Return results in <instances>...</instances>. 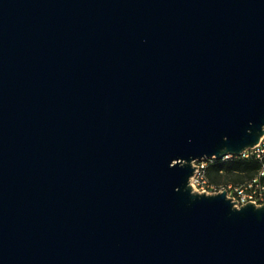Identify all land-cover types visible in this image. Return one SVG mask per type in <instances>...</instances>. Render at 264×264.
<instances>
[{
  "label": "water",
  "instance_id": "water-1",
  "mask_svg": "<svg viewBox=\"0 0 264 264\" xmlns=\"http://www.w3.org/2000/svg\"><path fill=\"white\" fill-rule=\"evenodd\" d=\"M263 134L264 0H0V264H264Z\"/></svg>",
  "mask_w": 264,
  "mask_h": 264
},
{
  "label": "built area",
  "instance_id": "built-area-1",
  "mask_svg": "<svg viewBox=\"0 0 264 264\" xmlns=\"http://www.w3.org/2000/svg\"><path fill=\"white\" fill-rule=\"evenodd\" d=\"M236 155H228L223 160H227ZM236 157L254 158L260 162V168L257 173L250 179L240 183H228L223 186L212 183L205 176L207 167L215 158L203 159L195 161V173L191 178L193 186H199L201 191L211 193L227 192V196L232 199L237 207L247 203H254L257 206L264 204V134L262 135L258 144L247 149L241 155ZM197 162V163H196Z\"/></svg>",
  "mask_w": 264,
  "mask_h": 264
},
{
  "label": "trees",
  "instance_id": "trees-1",
  "mask_svg": "<svg viewBox=\"0 0 264 264\" xmlns=\"http://www.w3.org/2000/svg\"><path fill=\"white\" fill-rule=\"evenodd\" d=\"M260 168V162L254 158H242L233 156L227 160L214 159L207 167L209 181L214 183L217 177L224 174L235 175L238 177L245 176L248 180L252 178ZM244 182V180H243ZM240 183V182H238Z\"/></svg>",
  "mask_w": 264,
  "mask_h": 264
},
{
  "label": "rangeland",
  "instance_id": "rangeland-1",
  "mask_svg": "<svg viewBox=\"0 0 264 264\" xmlns=\"http://www.w3.org/2000/svg\"><path fill=\"white\" fill-rule=\"evenodd\" d=\"M205 176L208 178L207 171L205 173ZM236 178L237 177L235 175L233 176V175L224 174V175H222L220 177H217V180L214 183L223 186V185L228 184V183L243 182V180L245 181V179H247L245 176L238 177V180H236ZM208 180H209V178H208ZM191 185H192V182H191ZM192 187H193V190L196 191V192H203V191H201V188H199V186H197V184H196V186L192 185ZM205 193L212 194L209 189H207V192H205Z\"/></svg>",
  "mask_w": 264,
  "mask_h": 264
}]
</instances>
